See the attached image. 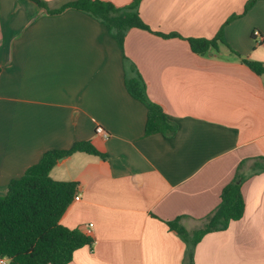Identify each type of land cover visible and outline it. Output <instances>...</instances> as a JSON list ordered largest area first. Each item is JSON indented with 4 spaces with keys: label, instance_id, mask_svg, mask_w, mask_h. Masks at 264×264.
<instances>
[{
    "label": "crops",
    "instance_id": "crops-1",
    "mask_svg": "<svg viewBox=\"0 0 264 264\" xmlns=\"http://www.w3.org/2000/svg\"><path fill=\"white\" fill-rule=\"evenodd\" d=\"M44 1L58 10L75 0ZM249 1L142 0L150 31L130 30L122 48L85 11L0 0V196L49 150L90 141L106 155L78 152L51 171L79 184L62 225L86 234L93 224V245L69 264H188L167 222L202 229L244 161V216L205 235L194 263L264 264V171L255 173L264 167V75L242 62L264 64V40L254 36L264 37V0L245 11ZM221 30L240 58L224 45L192 50L188 39ZM125 56L177 124L173 137L146 135L148 108L127 88Z\"/></svg>",
    "mask_w": 264,
    "mask_h": 264
},
{
    "label": "trees",
    "instance_id": "trees-1",
    "mask_svg": "<svg viewBox=\"0 0 264 264\" xmlns=\"http://www.w3.org/2000/svg\"><path fill=\"white\" fill-rule=\"evenodd\" d=\"M32 1L49 14H59L68 8L87 12L109 29L122 48L130 30L150 31L139 13L142 0H133L126 6H117L103 0H75L58 10L49 9L44 0ZM253 2L254 0L248 2L245 11ZM160 35L166 38L175 36ZM188 41L192 50L199 55H206L210 51L219 52L221 45L229 47L222 30L214 38H190ZM229 50L241 57L230 47ZM125 62L127 88L133 97L148 108L146 135L161 133L166 137H173L178 129L177 124L171 121L160 105L150 101L144 80L135 64L126 56ZM242 62L255 73L264 75L263 63L248 59H242ZM78 152L106 158L90 141L76 142L67 150H49L21 178L10 183L5 196H0V260H6L8 264H69L77 250L93 245L92 237L61 223L78 194L79 184L73 181H56L51 177V171L60 159ZM244 163L245 161L240 164L234 180L222 191L220 204L208 216L202 229L189 233L179 224L181 218L167 222L168 227L186 242L188 264H195L196 246L205 235L227 230L232 222L244 216L242 185L247 180V176L241 172ZM260 171H264V167H258L255 173Z\"/></svg>",
    "mask_w": 264,
    "mask_h": 264
},
{
    "label": "built area",
    "instance_id": "built-area-1",
    "mask_svg": "<svg viewBox=\"0 0 264 264\" xmlns=\"http://www.w3.org/2000/svg\"><path fill=\"white\" fill-rule=\"evenodd\" d=\"M254 36L256 37H260V40H264V37L261 36L259 31H255L254 32ZM98 134L103 135L105 138L108 137V134L106 133V131L104 130V128L102 126H98L96 129ZM80 200V196L79 194H77L74 198V201H79ZM86 235L89 237L93 236V224H89L86 230ZM1 262H7L6 260H1Z\"/></svg>",
    "mask_w": 264,
    "mask_h": 264
},
{
    "label": "water",
    "instance_id": "water-1",
    "mask_svg": "<svg viewBox=\"0 0 264 264\" xmlns=\"http://www.w3.org/2000/svg\"><path fill=\"white\" fill-rule=\"evenodd\" d=\"M62 159H64V158H62ZM62 159H60L59 162H60Z\"/></svg>",
    "mask_w": 264,
    "mask_h": 264
},
{
    "label": "rangeland",
    "instance_id": "rangeland-1",
    "mask_svg": "<svg viewBox=\"0 0 264 264\" xmlns=\"http://www.w3.org/2000/svg\"><path fill=\"white\" fill-rule=\"evenodd\" d=\"M236 56V55H235Z\"/></svg>",
    "mask_w": 264,
    "mask_h": 264
}]
</instances>
